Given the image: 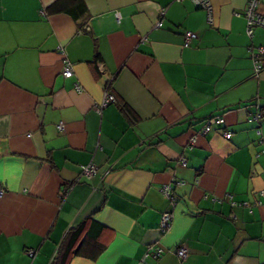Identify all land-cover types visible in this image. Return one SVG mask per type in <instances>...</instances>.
Instances as JSON below:
<instances>
[{
  "label": "crops",
  "instance_id": "crops-1",
  "mask_svg": "<svg viewBox=\"0 0 264 264\" xmlns=\"http://www.w3.org/2000/svg\"><path fill=\"white\" fill-rule=\"evenodd\" d=\"M209 2L211 23L188 1L0 0V264H55L75 230L63 264H264V28Z\"/></svg>",
  "mask_w": 264,
  "mask_h": 264
},
{
  "label": "built area",
  "instance_id": "built-area-1",
  "mask_svg": "<svg viewBox=\"0 0 264 264\" xmlns=\"http://www.w3.org/2000/svg\"><path fill=\"white\" fill-rule=\"evenodd\" d=\"M176 2H181V1H188L191 2L194 6L203 9L206 14H207V21L211 23V6L209 0H174ZM258 8V2L257 0H247V7L246 10L244 11L243 15L246 20V34L248 37H252L253 34V29L255 27H263L264 28V15L260 14L257 10ZM162 23L161 21L157 22L155 27L159 28L161 27ZM196 38V35L192 32H185L183 35V47H189L191 42ZM251 51V49H250ZM264 54V49L263 48H257L255 53H252V61H253V69L254 73L257 75L263 70V66L261 64L260 58ZM72 65L71 63L64 58L63 59V71L62 75L64 78H70L72 77ZM76 89L79 90V87L76 86ZM115 98L112 94L109 93L108 87H106L105 93H104V98L101 104L98 106L97 111L100 112L101 109H103L105 106L114 103ZM264 116V108L261 111H258L256 115L252 118L253 120H258L259 118ZM223 124V119L221 118H212L208 119L205 122V125L202 128L203 134L208 133L212 130L214 126H220ZM58 130H62L61 125H58ZM231 137V133L226 131L223 133V138L225 140H229ZM96 168L93 165H87L83 166L81 168L82 174L84 176H90L95 173ZM162 193L170 198L171 196V188L169 186H165L162 188ZM3 191L0 189V196L2 195ZM235 204V203H234ZM171 217L172 215L170 213H163L161 215L160 221H159V230L161 233H164L167 231V229L170 226L171 222ZM150 253L154 257H158L161 253L162 250L159 248H150ZM33 252H29V255H32ZM176 255L181 259L184 260L186 258V251L183 247H179L177 249Z\"/></svg>",
  "mask_w": 264,
  "mask_h": 264
},
{
  "label": "trees",
  "instance_id": "trees-1",
  "mask_svg": "<svg viewBox=\"0 0 264 264\" xmlns=\"http://www.w3.org/2000/svg\"><path fill=\"white\" fill-rule=\"evenodd\" d=\"M66 7H62V5H60V3L58 4H54V5H51V7L49 8V10H58V11H63L65 10ZM68 11V10H67ZM264 107H260V106H257L256 105V112L251 116V119L256 115V113L258 111H261ZM127 112V110H125ZM229 132V131H228ZM73 232V231H72ZM70 233L67 235V237L65 238V241L62 243L61 245V248L59 249V256L56 258V263L55 264H63L64 261L63 260V257L65 256V253L68 252L71 247L70 246H73V242H76L79 238V233H80V230H75V232L73 233ZM61 250H64L63 254L61 253ZM60 256H61V259H60Z\"/></svg>",
  "mask_w": 264,
  "mask_h": 264
}]
</instances>
